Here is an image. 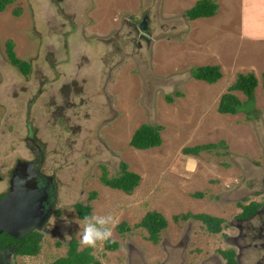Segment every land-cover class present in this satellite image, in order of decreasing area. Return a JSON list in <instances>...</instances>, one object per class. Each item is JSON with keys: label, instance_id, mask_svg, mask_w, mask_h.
<instances>
[{"label": "rangeland", "instance_id": "374dc122", "mask_svg": "<svg viewBox=\"0 0 264 264\" xmlns=\"http://www.w3.org/2000/svg\"><path fill=\"white\" fill-rule=\"evenodd\" d=\"M196 1L15 0L0 12V193L17 160L33 158L27 135L41 149V171L53 176L52 215L40 231V251L14 255L10 264H49L67 255L71 239L83 249L84 219L76 203L116 220L118 249L92 248L100 264L223 260L221 250L230 248L226 236L237 231L235 215L264 190V37L246 32L264 33V0H251L252 16L260 20L244 28L247 37L240 28L242 0H216L214 16L190 20L185 11ZM17 8L19 16L13 15ZM143 14L149 18L148 42L137 24ZM7 39L30 63L29 74L9 62ZM200 65H218L222 77L211 84L194 79L190 70ZM246 72L258 78L251 117L219 113L220 96L237 73ZM142 123L163 126L160 146L129 145ZM220 140L226 148L198 156L181 151ZM122 161L141 177L131 194L100 179L104 169L109 177L118 175ZM92 191L97 198L90 200ZM195 191L203 197L194 198ZM151 210L168 222L156 244L135 227ZM186 212L221 217L223 228L213 236L201 221L173 219ZM120 222L132 229L120 233Z\"/></svg>", "mask_w": 264, "mask_h": 264}, {"label": "trees", "instance_id": "16d2710c", "mask_svg": "<svg viewBox=\"0 0 264 264\" xmlns=\"http://www.w3.org/2000/svg\"><path fill=\"white\" fill-rule=\"evenodd\" d=\"M15 0H0V12L6 10V8L14 3ZM219 8L216 0H197L193 6L185 11L186 16L190 20L199 18H210L214 16ZM21 12L20 8L13 10V15L19 16ZM5 53L9 62L15 66L22 74L27 75L31 70V65L27 60L20 59L14 51V42L11 39H7L4 43ZM190 75L197 80L205 81L209 84L217 82L222 73L218 65H200L191 68ZM262 77L264 78V70L262 71ZM258 85V78L254 72L237 73L236 79L231 84L227 91L224 92L219 99L217 110L222 114L235 115L239 112H244L246 118L251 117V113L255 110V88ZM264 88V81H263ZM234 91L241 92L246 98L240 100ZM177 95H181L178 93ZM166 101L171 103L173 101L171 96L165 97ZM162 125L142 123L133 132L129 145L138 150H145L152 147H158L162 143L161 131ZM220 147H227L224 140L218 142H209L196 144L193 146H185L182 148L184 155L198 156L202 151L216 150ZM101 182L113 189H118L126 194H131L133 190L140 183V175L128 169V165L125 162H120V172L116 176L109 177L106 169L102 171L100 176ZM194 198H202L203 193L201 191H195L191 194ZM1 197V196H0ZM90 200L97 198V193L92 191L89 195ZM259 204L251 202L248 205H242L241 216H249L255 212ZM75 210L79 218L84 219L85 216H90L92 206L90 204L83 205L81 203L75 204ZM56 214H59L57 212ZM175 221L193 219L201 221L209 233H219L223 228L224 219L221 217L213 216L207 213H192L186 212L176 214L173 216ZM167 219L157 210L147 211L141 220L135 224V227H142L147 231L146 239L156 244L159 241L161 232L167 227ZM120 233L130 231L132 227L127 222H120L116 226ZM0 239L6 243H12L16 246V254L35 256L40 251V242L42 239L40 231H33L23 238L16 239L7 233L0 234ZM107 242L104 244L105 248L110 251L117 250L119 243ZM78 241L71 239L68 242L67 255L59 257L49 264H100L99 261L92 254V248L84 247L78 250ZM222 255L226 259V264H235L234 252L232 250L222 251Z\"/></svg>", "mask_w": 264, "mask_h": 264}, {"label": "water", "instance_id": "95a60500", "mask_svg": "<svg viewBox=\"0 0 264 264\" xmlns=\"http://www.w3.org/2000/svg\"><path fill=\"white\" fill-rule=\"evenodd\" d=\"M28 149L35 155L31 161H19L12 172L8 192L0 198V234L20 239L33 231H42L52 215L48 206L53 176L40 172L43 156L31 140ZM41 180H46L44 185ZM50 181V183H48Z\"/></svg>", "mask_w": 264, "mask_h": 264}, {"label": "flooded vegetation", "instance_id": "af4514ba", "mask_svg": "<svg viewBox=\"0 0 264 264\" xmlns=\"http://www.w3.org/2000/svg\"><path fill=\"white\" fill-rule=\"evenodd\" d=\"M148 21H149L148 16L146 14H143L137 22L139 27L138 29L142 31L143 33L142 37L144 38L146 37L145 39L148 38L146 35V33L149 32L148 30L149 27L147 24ZM42 83L43 82H40V85ZM40 91L41 90L38 91V94H40ZM26 137L27 138H25V142L27 141V139L29 140L28 143L31 140L33 142H36L35 139L30 138L28 135ZM36 143L35 145L38 146V144ZM34 157L35 155L33 154V158L28 161L33 160ZM19 161H25V160H17L16 164L11 169L9 179L7 181V190L5 192L0 193L1 196L0 198H2L8 192L12 172ZM40 172L44 174L41 171V169ZM45 182L46 180H41L40 184L44 185ZM48 183H50V181ZM258 195L261 196L260 200L251 199L246 204H243V205H248L251 202L258 203L259 206L253 214L249 216H241L240 214H242L243 211L241 207V210L238 212V214L235 215L234 222H231V224H234L237 231L235 234H230L226 236L228 242L230 243V248L228 249L222 248L223 250H221V254L222 251L224 250H229V249L232 250L234 252V259L236 261L235 264H245L244 262H242V258L245 254L246 255L248 254L247 256L249 257L246 264H264V190ZM48 202H49L48 206L52 208L51 199ZM254 220L257 222H254ZM16 250L17 248L14 244L6 243L2 239H0V264H10L12 257L14 255H18L16 254ZM221 256L223 258V261L220 262L218 260L219 262L217 264H226L225 257L223 255Z\"/></svg>", "mask_w": 264, "mask_h": 264}, {"label": "clouds", "instance_id": "9594fccd", "mask_svg": "<svg viewBox=\"0 0 264 264\" xmlns=\"http://www.w3.org/2000/svg\"><path fill=\"white\" fill-rule=\"evenodd\" d=\"M116 220L111 214H91L85 216L84 223L80 225L79 243L83 247L97 248L107 242H115L113 228Z\"/></svg>", "mask_w": 264, "mask_h": 264}, {"label": "crops", "instance_id": "0c3cea01", "mask_svg": "<svg viewBox=\"0 0 264 264\" xmlns=\"http://www.w3.org/2000/svg\"><path fill=\"white\" fill-rule=\"evenodd\" d=\"M242 1H243V5L244 6H242L243 7V10H242V13H241L240 28L242 30L243 36H246L245 31H244V28L245 27H248V28L252 29L253 26H255V27L258 26V25H255V23H256V21L258 22L260 19L257 18L256 15L252 16L253 13H254L253 11H255V10H252L251 8H255V4H253L251 2V0H242ZM246 7L249 9V11H246L245 10ZM262 7H264V5H262ZM251 18L254 19V20H252ZM259 28H260V26L258 27V29ZM246 32H249L250 33V36L253 35V36L260 37V38L264 37V33H261L260 31H257V30L256 31H253V29L251 31H247L246 30ZM209 234H211V235L214 236V234L217 235L218 233H209ZM211 239H213V238H211ZM247 255L245 254L243 256V258H242V262H244L245 264L247 263L248 258H249ZM215 257H216V254H215ZM221 259H223V258L221 257Z\"/></svg>", "mask_w": 264, "mask_h": 264}]
</instances>
